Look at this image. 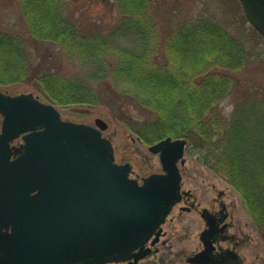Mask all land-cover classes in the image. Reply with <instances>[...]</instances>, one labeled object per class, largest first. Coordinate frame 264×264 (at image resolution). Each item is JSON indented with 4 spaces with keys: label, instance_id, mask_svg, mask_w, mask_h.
Instances as JSON below:
<instances>
[{
    "label": "water",
    "instance_id": "water-1",
    "mask_svg": "<svg viewBox=\"0 0 264 264\" xmlns=\"http://www.w3.org/2000/svg\"><path fill=\"white\" fill-rule=\"evenodd\" d=\"M240 1L264 35V0ZM0 113V264L142 258L182 198L178 162L187 139L167 136L151 144L164 172L140 183L130 176V163L116 162L102 118L96 126L64 120L55 104L33 92L2 90ZM19 137L23 142L13 145Z\"/></svg>",
    "mask_w": 264,
    "mask_h": 264
},
{
    "label": "trees",
    "instance_id": "trees-1",
    "mask_svg": "<svg viewBox=\"0 0 264 264\" xmlns=\"http://www.w3.org/2000/svg\"><path fill=\"white\" fill-rule=\"evenodd\" d=\"M64 1L20 0L29 33L35 41L63 44L66 52L91 61L96 69L86 79L59 72L39 74L33 70L29 41L0 31V87L33 82L57 105H96L112 99L121 111L134 103L152 112L151 120L134 128L138 136L148 143L169 135L186 138L189 151L198 149L203 163L222 174L239 193L264 236V90L243 98L228 121L218 108L235 86V75L223 72V55L228 70L229 65L243 64L250 57L246 43L207 21L189 24L164 44L169 61L163 66L157 59L161 43L153 35L156 31L150 19V26L133 17L105 35L81 37L61 17ZM140 1L121 0L126 12L131 7L137 12ZM133 26L139 44L129 49L121 40ZM211 55L215 59L207 64ZM89 79L108 84L106 88L112 87V91L99 98Z\"/></svg>",
    "mask_w": 264,
    "mask_h": 264
},
{
    "label": "rangeland",
    "instance_id": "rangeland-1",
    "mask_svg": "<svg viewBox=\"0 0 264 264\" xmlns=\"http://www.w3.org/2000/svg\"><path fill=\"white\" fill-rule=\"evenodd\" d=\"M124 6L125 4L121 0H67L62 5L61 17L73 25L81 37L105 35L116 28L124 19L130 20L133 17L140 23L146 20V23H142L143 26H150L148 23L150 19V23L153 24L154 31H156L153 35L161 43L157 59L163 66L169 61L164 50V44L170 36L189 24L192 26V24H197L200 21H207L209 24L222 27L226 34L236 40L246 43L250 55L243 64L229 65L231 70L226 69L223 55V72L235 75L233 91L221 101L218 107L223 118L227 121L231 119L238 103L246 98L250 92L264 90V40L256 34L255 30L257 31V29L248 20L240 0H141L137 6V12H135V7L131 6L130 10L126 12ZM194 28L196 29V27ZM136 29L137 27L133 26L127 37L121 40L124 47L137 48L139 41L135 32ZM0 31L22 35L29 41L33 70L39 74L59 72L68 77L80 76L82 79H86L92 74V69H96L91 61L80 57V55L74 56L72 53L66 52L63 44L59 42L33 40L20 0H0ZM210 57L211 59L206 62L207 64L215 59V56L212 58L211 55ZM89 83L97 89L99 98L102 97L100 94L107 90L112 91V87L106 88L108 84L104 82L89 79ZM0 90L12 95L33 92L41 100L51 102L45 98L33 82L6 84L1 86ZM116 90L118 96H124L122 91L118 92L120 91L119 88ZM55 105L61 111L64 120L94 126H96L97 118H102L107 122L108 127L103 129V135L113 143L116 162L132 165L131 177L137 178L142 183L144 177L152 173L164 172L159 153H155L149 148L151 144L159 140L152 143L145 142L134 131V128H139L142 122L154 117L152 112L134 103L125 105V110L121 111L120 105L112 99L104 100L96 105ZM3 119L4 117L0 113V131ZM172 138L182 137L172 136ZM22 142V138L19 137L13 141V144L19 145ZM187 146L184 157L178 162L182 174V188L195 192L198 200L204 206L209 201L214 200L220 191L224 190L225 200L227 202L234 201L244 223L249 222L251 224L248 227L251 240L245 250L246 264H264V236L250 216L239 193L222 174L203 163L198 149L189 151ZM182 160H184L183 163ZM179 216L178 204L168 215L161 228V231H168V236L171 237L175 246L184 245L188 241L186 238H183L185 241L181 239L185 225L192 223L191 227H194L192 232L196 235L199 232L197 230L199 229L197 228L200 220L199 214L187 212L184 213V218H179ZM143 263L152 264L149 263V258L140 262V264ZM155 264L159 263L156 262Z\"/></svg>",
    "mask_w": 264,
    "mask_h": 264
},
{
    "label": "flooded vegetation",
    "instance_id": "flooded-vegetation-1",
    "mask_svg": "<svg viewBox=\"0 0 264 264\" xmlns=\"http://www.w3.org/2000/svg\"><path fill=\"white\" fill-rule=\"evenodd\" d=\"M225 196V191H220L214 200L204 206L195 192L182 188V198L176 204H179V218H184L187 212L199 214L197 235L192 232L194 227L189 223L183 227L181 237L182 241L186 238L187 243L175 246L168 231L163 230L156 239L152 237L146 242L142 248L145 255L139 260L132 257L127 261L106 264H140L148 258L152 264H246L245 250L251 240L248 233L251 224L244 223L236 203L227 202Z\"/></svg>",
    "mask_w": 264,
    "mask_h": 264
}]
</instances>
